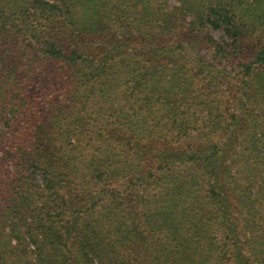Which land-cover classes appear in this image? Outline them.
Wrapping results in <instances>:
<instances>
[{"label":"trees","instance_id":"obj_1","mask_svg":"<svg viewBox=\"0 0 264 264\" xmlns=\"http://www.w3.org/2000/svg\"><path fill=\"white\" fill-rule=\"evenodd\" d=\"M176 1L0 0V264H264V0Z\"/></svg>","mask_w":264,"mask_h":264},{"label":"rangeland","instance_id":"obj_2","mask_svg":"<svg viewBox=\"0 0 264 264\" xmlns=\"http://www.w3.org/2000/svg\"><path fill=\"white\" fill-rule=\"evenodd\" d=\"M244 2H251V0H242ZM174 5H178V2L176 0H168L167 3V7L171 8ZM261 5V4H260ZM210 34L212 35L213 39L216 41H221V39L226 38L224 31L218 29H212ZM260 43H264V22L263 24H260L259 27L254 30L253 35L249 36L248 38V46H257L260 45ZM211 48L210 49H205L203 47L199 48V51L197 52H190V54H195L196 56L199 57V59H204L206 60V63L211 62L210 59L208 58V55L211 52ZM194 55H192L193 57ZM250 57V50H247L245 55L243 57H238L236 58L235 62L238 61L239 64L240 63H246L247 61H249ZM193 64V65H192ZM191 65L194 66V63H192ZM219 66H223L226 69H229L230 66L228 65V63H225L224 61L221 62V64ZM239 69L242 70L243 68L240 67L239 65ZM40 70V69H37ZM257 71H260V69H258ZM241 75V74H240ZM240 75L238 77H240ZM42 76V75H41ZM257 78H260V73L256 74ZM200 77V76H199ZM218 80H220L222 82L223 85H225V83H227L228 86H236V85H241L240 83H238L236 80L237 78H232V77H228V78H222L219 77ZM40 81H44L42 77L38 78L36 81V84L39 83ZM38 86H40V84H38ZM180 95V94H179ZM237 95V92H236ZM53 100H56V97H53ZM44 107L42 108V115L44 116V119L50 117L48 115V111L52 110L53 112H55L54 109V103H46L43 104ZM1 149V147H0ZM3 154L0 152V170L1 171H5L6 169H10V164L9 161L6 158H3ZM74 176L69 177V182L71 180V184L69 185V187L72 189V195L73 197L78 200L80 203H82L83 205L88 204L89 202L87 201L88 195L92 194L94 191H102L103 194V199H109L110 198V193H111V185H106V184H101V185H86V184H81L78 183L76 180L73 179ZM34 178L39 180V176L36 174L34 175ZM135 187V186H134ZM133 188H127L125 190H123L122 195L123 198L125 200H127L128 202L131 203V205H137L139 203V193L138 191H134L135 189ZM103 202H100L99 204H102ZM137 210L140 212V208L139 206H137ZM24 214V213H23ZM18 217V215H17ZM141 219L143 220V216L140 217V221ZM7 228V227H5ZM151 238H147L145 244L139 249L138 253H140L142 255V257H146L150 251H151Z\"/></svg>","mask_w":264,"mask_h":264}]
</instances>
